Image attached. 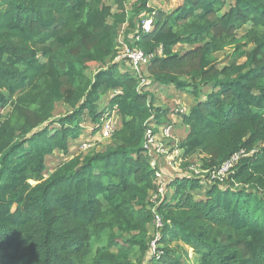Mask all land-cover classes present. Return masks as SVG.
<instances>
[{
  "label": "trees",
  "instance_id": "obj_1",
  "mask_svg": "<svg viewBox=\"0 0 264 264\" xmlns=\"http://www.w3.org/2000/svg\"><path fill=\"white\" fill-rule=\"evenodd\" d=\"M127 1L0 0V264H133L136 248L147 264H190L189 249L194 264H264V0H180L171 10ZM121 31L125 45L154 52L144 84L115 61ZM156 85L193 96L181 115L188 160L200 154L213 167L255 148L223 183L171 179L159 258L149 254L156 186L142 149L147 125L170 123ZM110 91L120 119L110 142L45 177L46 157L67 155L85 118L99 124ZM60 102L67 111L53 118Z\"/></svg>",
  "mask_w": 264,
  "mask_h": 264
},
{
  "label": "built area",
  "instance_id": "obj_2",
  "mask_svg": "<svg viewBox=\"0 0 264 264\" xmlns=\"http://www.w3.org/2000/svg\"><path fill=\"white\" fill-rule=\"evenodd\" d=\"M151 15L142 20V29L149 32L151 29ZM123 52L116 56V60H124L136 75L140 74V70L149 63L154 56V52L145 53L140 49H132L128 45L123 44ZM121 50V51H122ZM159 53V52H158ZM156 54V53H155ZM142 76V75H141ZM139 76L141 84L145 83L143 77ZM152 118V117H151ZM111 114L106 111L101 114L100 122L96 125L98 131L93 135L95 143L103 141L106 143L112 138L117 126ZM178 140L174 137V126L171 123L147 125L143 135L142 149L147 157L149 165L154 169L155 188L151 189L146 197L148 209L152 213L150 222L151 237L149 243V254L155 258H159L162 254L161 231L164 228V219L159 212V207L165 204L171 198V190L169 182L176 175H181L187 171L192 173V177L202 179L203 184L223 183L233 173L241 159L251 156L255 152V148L247 150L240 148L233 152L229 157L223 160L219 165L213 167H204L201 161V155L197 154L191 160L184 157L183 149L172 142ZM94 143L82 141L79 148L82 153L90 149ZM101 146V145H100ZM100 148L93 151H99ZM80 151V152H81ZM195 161V162H194ZM187 162V164H185ZM169 223V220L166 221Z\"/></svg>",
  "mask_w": 264,
  "mask_h": 264
},
{
  "label": "crops",
  "instance_id": "obj_3",
  "mask_svg": "<svg viewBox=\"0 0 264 264\" xmlns=\"http://www.w3.org/2000/svg\"><path fill=\"white\" fill-rule=\"evenodd\" d=\"M134 1L135 0H132V2H134ZM124 26L125 25L123 24L121 30L124 29ZM118 41H119V43L124 44L123 37L121 36V34H119ZM158 52L160 53V50H158ZM152 90H153L155 97H156V102H155L156 105L162 106L158 102L157 98H161L163 90L165 91L163 94L166 93L165 97L167 99L171 98L170 96H172V97L174 96V98H172V100L170 101L171 104H169L167 106H162V107H168L170 110L169 114H168V118L170 119V123L174 126V137L178 140V142L176 140H172V142L174 144L176 143L179 147V141H181L183 138H185V136L187 135V132H188L187 126H185L182 122L181 115L189 112V108L194 103L193 96L187 92H180V91L175 90L173 85H156L153 87ZM172 91H174V92H172ZM116 92H118V91H110V92L104 94L103 96H101V98L99 99L97 104H98L99 112H101V114L108 111L111 114L114 121L116 123H120L119 122L120 119L118 117L117 110L115 108H113V109L107 108V104H108L110 98ZM174 112H177V113L175 114ZM95 126L96 125L94 123H92V121H90L89 118H85L82 122V127H83L82 136L78 139L69 140V152H68V154L66 155V154H63V152L61 150H56L53 154L48 155L46 157V166H47V159L48 158H50V163H54L57 166L62 161L67 160L70 157H72L73 155L77 154V153H74L75 149H72V148L77 147V145H79L78 143H80L81 141H86L90 138L92 139L93 137L96 138V136H93V134H94L93 131L95 129ZM77 150L79 151L78 148H77ZM52 155H54L53 156L54 158L51 157ZM51 171H49L47 168L46 173H45V177L48 176Z\"/></svg>",
  "mask_w": 264,
  "mask_h": 264
},
{
  "label": "rangeland",
  "instance_id": "obj_4",
  "mask_svg": "<svg viewBox=\"0 0 264 264\" xmlns=\"http://www.w3.org/2000/svg\"><path fill=\"white\" fill-rule=\"evenodd\" d=\"M131 4H132V0H128L127 1V8L129 9L130 7H131ZM178 4H180V0H151L150 1V5H152V6H154V7H161L162 9H164V10H171V9H173V8H175ZM248 26H246V27H244L243 29H241V30H239L238 31V35L240 36V35H242L244 32H245V30H246V28H247ZM120 34H121V36H122V32H120ZM123 37V36H122ZM118 45H117V55L119 54V53H122L123 52V50H122V47H123V44H121V43H117ZM182 48H184L185 49V46H183V47H176V49L178 50H181ZM234 49V47L233 46H230V47H226L225 48V50L223 51V52H221V53H219L218 55H217V57H218V61H219V65H222V64H225L226 62H227V58H226V56L229 54V53H231L232 52V50ZM249 49V47L246 49V50H248ZM122 50V51H121ZM246 59V57H242L241 59H240V61L239 62H243L244 60ZM115 61L117 62V63H119L120 65H121V68H124V67H126L125 65H127V62H125L124 60H120V59H115ZM98 66H99V64H93V65H91V67L89 68V70H88V74L89 75H92V73H94L97 69H98ZM128 66V65H127ZM131 70V69H130ZM132 71V70H131ZM140 74L142 75V77H143V71L142 70H140ZM145 86V85H144ZM165 91L163 90L162 91V96H161V98H157L158 99V102L162 105V106H167V105H169V104H171V100H172V98H174V96L172 97V96H170L171 98H169V99H167L166 97H165V94H163ZM172 92H174V91H172ZM169 102V103H168ZM65 111H67V106L64 104V103H57L56 104V106H55V108H54V111H53V118H57V116H60V115H62ZM175 114L177 113V112H174ZM116 125H117V123H115ZM119 124V123H118ZM58 126L55 124V123H52L51 125H50V128H57ZM93 139H94V137L91 139H88V140H86V141H89V142H92V143H94V145L90 148V149H88L85 153H87V152H91V151H93V150H95V149H98V148H100L99 150H102L110 141H108V142H106V143H103V141H101V142H98V143H95L94 141H93ZM82 142V141H81ZM78 144H80V143H78ZM101 145V146H100ZM77 148L79 149V151L77 150ZM72 149H75V151H74V153H77V154H79V153H82V151H81V149L79 148V145H77V147H73ZM81 151V152H80ZM54 155H52L51 157H53ZM54 158V157H53ZM195 162V161H194ZM56 166V164H54V163H50V158H48L47 159V168H48V170L49 171H51V170H53L54 169V167ZM187 174H189V176H191L192 175V173L191 172H189V171H187L186 172ZM201 182H202V179H201ZM173 187H170V190L171 191H173ZM198 196H202L201 194H199ZM115 232L118 234L119 233V231L117 230V229H115ZM107 234L105 233L104 234V236H103V240L101 241V242H99L100 244H104V242L106 241V239H107ZM112 250L113 251H116V249L115 248H112ZM137 250V248L133 251V253H132V255H131V260H132V262H133V264H147V260H146V258H145V256L143 257V258H141L140 260L138 259V251H136ZM191 250L189 249V258H190V264H194L195 263V261H194V259H195V256L192 254V252H190Z\"/></svg>",
  "mask_w": 264,
  "mask_h": 264
}]
</instances>
